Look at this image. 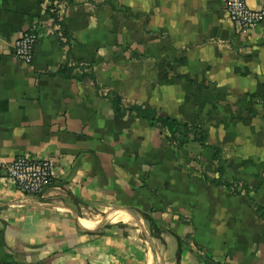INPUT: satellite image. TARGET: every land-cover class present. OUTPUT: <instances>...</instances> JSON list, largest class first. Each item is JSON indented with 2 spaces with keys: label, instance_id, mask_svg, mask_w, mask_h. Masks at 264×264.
Wrapping results in <instances>:
<instances>
[{
  "label": "crops",
  "instance_id": "0c3cea01",
  "mask_svg": "<svg viewBox=\"0 0 264 264\" xmlns=\"http://www.w3.org/2000/svg\"><path fill=\"white\" fill-rule=\"evenodd\" d=\"M33 27L28 64L13 47ZM22 154L55 180L30 196L0 172V264H264V19L238 32L224 0H0V161ZM113 213L130 220L86 221Z\"/></svg>",
  "mask_w": 264,
  "mask_h": 264
},
{
  "label": "built area",
  "instance_id": "2783aa9c",
  "mask_svg": "<svg viewBox=\"0 0 264 264\" xmlns=\"http://www.w3.org/2000/svg\"><path fill=\"white\" fill-rule=\"evenodd\" d=\"M224 4L238 32L248 33L264 19V6L262 8H252L247 0H224ZM54 11L56 10L53 8L52 12L54 13ZM55 19H57V16ZM58 27L60 29L61 25L58 24ZM40 38L41 34L38 27L24 31L15 41L13 55L25 63H32L35 47ZM0 172L18 190L30 196L43 195L55 180L54 165L51 160L35 158L27 154L19 155L11 161H0Z\"/></svg>",
  "mask_w": 264,
  "mask_h": 264
},
{
  "label": "trees",
  "instance_id": "16d2710c",
  "mask_svg": "<svg viewBox=\"0 0 264 264\" xmlns=\"http://www.w3.org/2000/svg\"><path fill=\"white\" fill-rule=\"evenodd\" d=\"M51 14L55 17V14L53 12ZM120 104H121V98L118 94H115L114 95V107L118 113L124 114L125 110L122 109ZM128 110L131 115L146 117L151 124L153 125L159 124L161 127L165 128L170 133H180V134L187 135L189 134V132H192L194 130V128L190 127L187 123H183L171 117L159 116L157 110L151 107H143L141 105H134ZM198 139L201 140L203 143L205 141V137L203 135H199ZM154 228L158 229L157 225L153 222V229ZM154 236L158 237L156 233H154Z\"/></svg>",
  "mask_w": 264,
  "mask_h": 264
},
{
  "label": "rangeland",
  "instance_id": "374dc122",
  "mask_svg": "<svg viewBox=\"0 0 264 264\" xmlns=\"http://www.w3.org/2000/svg\"><path fill=\"white\" fill-rule=\"evenodd\" d=\"M87 218H90L91 220H93L95 223L97 222V220L99 221H101L100 223H97V225H99V224H101V223H108V224H110V223H114V222H118V221H114L113 219H114V213L113 214H108V215H105V216H98V217H93V215H85ZM118 220H120V219H118ZM86 221H88L87 219H86ZM120 222V221H119Z\"/></svg>",
  "mask_w": 264,
  "mask_h": 264
},
{
  "label": "bare ground",
  "instance_id": "6f19581e",
  "mask_svg": "<svg viewBox=\"0 0 264 264\" xmlns=\"http://www.w3.org/2000/svg\"><path fill=\"white\" fill-rule=\"evenodd\" d=\"M87 219V218H86ZM118 219H120V220H130V216L126 213V214H124V215H121L120 217H115L113 220L114 221H118ZM88 220V222L91 224H95V222L93 221V220H90V219H87ZM98 221V220H97ZM117 223V222H116ZM97 224V223H96Z\"/></svg>",
  "mask_w": 264,
  "mask_h": 264
}]
</instances>
